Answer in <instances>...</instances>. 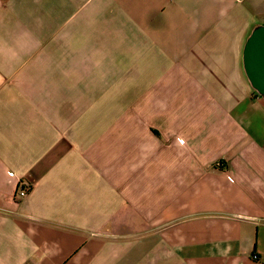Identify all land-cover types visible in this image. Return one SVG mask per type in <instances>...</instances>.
<instances>
[{
  "label": "crops",
  "instance_id": "1",
  "mask_svg": "<svg viewBox=\"0 0 264 264\" xmlns=\"http://www.w3.org/2000/svg\"><path fill=\"white\" fill-rule=\"evenodd\" d=\"M256 26L264 0H0V264H264Z\"/></svg>",
  "mask_w": 264,
  "mask_h": 264
},
{
  "label": "water",
  "instance_id": "2",
  "mask_svg": "<svg viewBox=\"0 0 264 264\" xmlns=\"http://www.w3.org/2000/svg\"><path fill=\"white\" fill-rule=\"evenodd\" d=\"M242 64L250 86L264 98V26H256L246 38Z\"/></svg>",
  "mask_w": 264,
  "mask_h": 264
},
{
  "label": "built area",
  "instance_id": "3",
  "mask_svg": "<svg viewBox=\"0 0 264 264\" xmlns=\"http://www.w3.org/2000/svg\"><path fill=\"white\" fill-rule=\"evenodd\" d=\"M217 166H220L219 163L216 164ZM8 177H12L13 174L11 172H7ZM30 191V186L24 182V181H17L14 193H13V200L20 201L24 199Z\"/></svg>",
  "mask_w": 264,
  "mask_h": 264
},
{
  "label": "trees",
  "instance_id": "4",
  "mask_svg": "<svg viewBox=\"0 0 264 264\" xmlns=\"http://www.w3.org/2000/svg\"><path fill=\"white\" fill-rule=\"evenodd\" d=\"M254 259H256V257H253Z\"/></svg>",
  "mask_w": 264,
  "mask_h": 264
}]
</instances>
